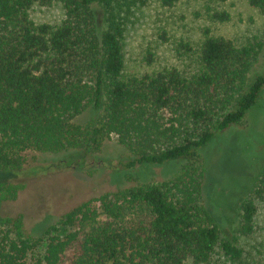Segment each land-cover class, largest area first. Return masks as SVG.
<instances>
[{"label":"trees","instance_id":"16d2710c","mask_svg":"<svg viewBox=\"0 0 264 264\" xmlns=\"http://www.w3.org/2000/svg\"><path fill=\"white\" fill-rule=\"evenodd\" d=\"M181 1L0 0V173H15L0 181V203L24 189L11 180L25 170L28 151L93 158L114 136L130 154L127 167L188 162L170 180L82 203L39 237L26 232L23 216L0 217V264H261L240 238L254 233L264 173L238 207L225 205L239 222L224 236L203 199L200 151L257 107L264 76L251 83L249 73L264 31L260 41L239 46L207 30L197 46L181 45L184 69L126 74L132 17ZM226 2L208 1L212 21H230ZM249 2L264 17V0ZM54 5L64 11L61 22L33 20L35 6ZM89 110L97 112L88 122H75Z\"/></svg>","mask_w":264,"mask_h":264},{"label":"rangeland","instance_id":"374dc122","mask_svg":"<svg viewBox=\"0 0 264 264\" xmlns=\"http://www.w3.org/2000/svg\"><path fill=\"white\" fill-rule=\"evenodd\" d=\"M208 1L182 0L174 8L151 5L132 17L124 39L126 74L142 75L172 66L184 69L187 58L181 45L197 46L207 30L239 46L260 41L264 17L250 5V0H228L222 7L230 14L227 23L211 20ZM95 12L103 20L102 8L96 5ZM31 16L37 23L57 24L63 19L64 11L60 5L35 6ZM150 53L154 58L152 64L148 63ZM260 75L264 76V45L249 73L250 82ZM96 112L89 110L75 122L85 124ZM24 155L25 170L11 180L22 183L24 189L16 200L0 203V217L23 216L26 232L35 237L84 202L119 189L170 180L188 163L170 161L162 165L127 167L130 154L114 136L104 142L102 150L93 158L75 152L52 155L28 151ZM200 155V161L206 166L204 202L210 204L224 236H231L239 222V217L235 219L239 213L235 208L230 212L225 205L237 203L238 207L249 196L251 185L264 173V93L241 124L220 133ZM13 174L0 173V181H9ZM127 176L135 180H127ZM226 215L231 216L230 220ZM37 226L43 229L36 230ZM240 244L258 262L264 263V203L258 204L254 233L241 237Z\"/></svg>","mask_w":264,"mask_h":264}]
</instances>
